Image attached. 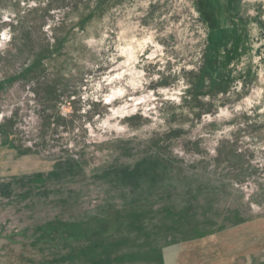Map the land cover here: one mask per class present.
Returning a JSON list of instances; mask_svg holds the SVG:
<instances>
[{
  "label": "rangeland",
  "instance_id": "1",
  "mask_svg": "<svg viewBox=\"0 0 264 264\" xmlns=\"http://www.w3.org/2000/svg\"><path fill=\"white\" fill-rule=\"evenodd\" d=\"M0 0V264H264V0Z\"/></svg>",
  "mask_w": 264,
  "mask_h": 264
},
{
  "label": "crops",
  "instance_id": "2",
  "mask_svg": "<svg viewBox=\"0 0 264 264\" xmlns=\"http://www.w3.org/2000/svg\"><path fill=\"white\" fill-rule=\"evenodd\" d=\"M204 4H230L233 5L236 3V0H202Z\"/></svg>",
  "mask_w": 264,
  "mask_h": 264
}]
</instances>
